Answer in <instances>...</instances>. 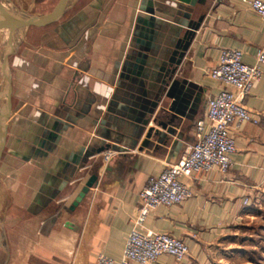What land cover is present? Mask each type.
Here are the masks:
<instances>
[{
	"label": "crops",
	"instance_id": "obj_1",
	"mask_svg": "<svg viewBox=\"0 0 264 264\" xmlns=\"http://www.w3.org/2000/svg\"><path fill=\"white\" fill-rule=\"evenodd\" d=\"M201 2L185 18L175 0H73L55 23L13 34L9 97L0 68V264L121 259L147 178L194 141L195 122L219 87L208 72L220 51L241 49L252 65L264 47L262 21L241 0ZM148 11L151 39L136 34ZM188 23L193 34L171 74L169 59ZM6 47L3 39V53ZM261 71L241 99L260 120L231 130L236 151L227 174L190 179V198L145 217L141 230L188 246L183 262L161 255L155 264H264V230L253 229L261 215L252 212L264 206V63ZM179 88L188 94L180 115L171 110ZM91 174L96 182L71 209Z\"/></svg>",
	"mask_w": 264,
	"mask_h": 264
},
{
	"label": "built area",
	"instance_id": "obj_2",
	"mask_svg": "<svg viewBox=\"0 0 264 264\" xmlns=\"http://www.w3.org/2000/svg\"><path fill=\"white\" fill-rule=\"evenodd\" d=\"M261 19L264 26V0H241ZM244 52L223 48L216 65L208 72L219 87L206 101L204 114L195 122L194 141L180 160L166 165L158 174L150 175L138 193L137 215L128 234L122 257L115 261L98 255L96 264H155L161 255L171 256L177 263L188 256V246L170 233L143 231L145 217L158 206H171L193 195L188 184L194 177L217 173L225 176L232 166L231 154L236 151L232 129L243 122L259 123L260 115L243 106L262 75L264 47L258 49L254 64L243 60ZM244 204L248 199H244Z\"/></svg>",
	"mask_w": 264,
	"mask_h": 264
},
{
	"label": "water",
	"instance_id": "obj_3",
	"mask_svg": "<svg viewBox=\"0 0 264 264\" xmlns=\"http://www.w3.org/2000/svg\"><path fill=\"white\" fill-rule=\"evenodd\" d=\"M73 0H57L51 10L47 13H42V14H33V15H23V16H15L11 13H9L7 10L2 8L0 6V34L3 35V38L6 42H11L12 36L14 33L18 31H24L29 28H44L48 25H51L58 21L60 17L63 15V13L66 11V9L71 5ZM178 2L179 9L182 8L184 10L183 16L185 18H188L190 15V12H192L193 7L197 5L198 3H202L201 0H175ZM149 12V11H148ZM149 16L147 18H142L139 22H137L136 26V34L139 37L151 39V36L149 35L151 33V28L153 26V14L150 11ZM186 27V32L182 34V37L178 38L174 44L173 52H172V58L169 59V62L171 65H174L172 69H170V73L173 74L175 70V66L179 64L180 58L183 56L184 52L186 51L190 37L193 34V25L188 23V25H185ZM148 33V35H147ZM147 49V48H145ZM12 54V51H5L2 56L0 62L3 65L4 68V75L7 79V93L8 97L10 95L11 91V85H10V79L8 77V68H7V58L8 56ZM178 91L176 92L177 95L174 98V102L172 103L171 110H173L174 113L176 114H184L186 104H187V98L188 94L185 93L184 88H179L177 89ZM159 102V99H156L150 103L151 110L153 111L154 108L157 107ZM7 104V103H6ZM145 113H151L149 112V109L146 108L144 109ZM163 111H160V114ZM2 114V108L0 107V121L3 120L1 117ZM145 123L148 121L146 118L143 119ZM108 149V146H101L99 149H97V152H102L105 149ZM97 180V175L96 174H91L88 179L85 181L84 185L81 187L80 191L74 198L71 204V209L76 207L85 194L88 192L89 188L93 186V184Z\"/></svg>",
	"mask_w": 264,
	"mask_h": 264
},
{
	"label": "rangeland",
	"instance_id": "obj_4",
	"mask_svg": "<svg viewBox=\"0 0 264 264\" xmlns=\"http://www.w3.org/2000/svg\"><path fill=\"white\" fill-rule=\"evenodd\" d=\"M53 2L55 3L56 0H0V6L4 9L6 8L5 10H7L9 13L15 16H23V15L42 14V13L48 12L50 11ZM142 18L143 16H139V19L137 22L142 20ZM22 35L23 34L21 33H17L16 35H14V38L18 39L19 37H22ZM3 39H4L3 35L0 34V60H1L2 53H3V49H2ZM11 49H12L11 46H9V51H12ZM16 64H19V62L18 61L15 62V65ZM21 66L23 67L25 72H30L28 71V68H26V65L24 63H22ZM1 73L2 72L0 70V106L3 104L5 95H6L5 85H4ZM43 73L44 71H41L40 72L41 75L39 74L38 77L42 76ZM24 96H25L24 93L21 94V97H24ZM57 113L59 114L60 112L57 111ZM252 212L254 214L261 215V219L259 218V220L254 223L255 227L254 228L252 227V228L254 230H264V221H263L264 220V206L258 205L253 209ZM251 225H253V223L251 224L249 223L245 228L249 229Z\"/></svg>",
	"mask_w": 264,
	"mask_h": 264
},
{
	"label": "bare ground",
	"instance_id": "obj_5",
	"mask_svg": "<svg viewBox=\"0 0 264 264\" xmlns=\"http://www.w3.org/2000/svg\"><path fill=\"white\" fill-rule=\"evenodd\" d=\"M6 9V8H5ZM4 43H5V45L7 46L6 47V49H5V51H8L7 49H8V47L10 46V42H6L5 40H4ZM4 48V47H3ZM1 66H2V70L4 71V68H3V65H2V63L0 62V68H1ZM4 74V73H3ZM7 97V96H6ZM1 121H4V120H1Z\"/></svg>",
	"mask_w": 264,
	"mask_h": 264
}]
</instances>
